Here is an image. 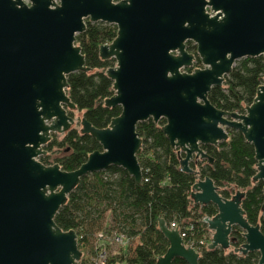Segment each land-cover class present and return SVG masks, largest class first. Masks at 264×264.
<instances>
[{
  "label": "water",
  "instance_id": "1",
  "mask_svg": "<svg viewBox=\"0 0 264 264\" xmlns=\"http://www.w3.org/2000/svg\"><path fill=\"white\" fill-rule=\"evenodd\" d=\"M88 19L118 27L100 56L116 60L107 70L115 94L106 106H120L122 113L105 129L82 119V133L102 151L66 172L39 158L53 135L75 127L68 77L91 70L76 45ZM189 41L203 66L191 73L197 57L187 50ZM262 55L264 0H0V264H78V235L63 231L55 218L84 176L115 166L142 182L137 126L150 119L167 121L163 132L185 156L182 171L196 176L191 162L212 161L203 147L227 141L229 129L241 131L255 148L254 180L264 182V84L244 114L209 100L237 61ZM242 197L224 198L209 177L191 191L194 204L217 208L205 219L213 233L208 249H230L239 227L245 243L235 251L257 253L264 264V234L247 220ZM159 229L170 248L157 264H200V254L185 246L177 228L161 219Z\"/></svg>",
  "mask_w": 264,
  "mask_h": 264
},
{
  "label": "trees",
  "instance_id": "2",
  "mask_svg": "<svg viewBox=\"0 0 264 264\" xmlns=\"http://www.w3.org/2000/svg\"><path fill=\"white\" fill-rule=\"evenodd\" d=\"M120 2L122 0H115ZM87 30L77 36L76 45L82 48L89 72H77L68 77L67 94L77 112L98 129L108 128L113 119L122 113L120 106L108 107L106 100L114 96L113 81L107 70L116 66V60H103L100 47L111 44L118 36V27L103 22L86 20ZM187 50L197 57L193 72L202 68L197 46L189 41ZM264 84V55L237 61L221 87H214L209 95L211 103L220 110L244 114L253 104L259 88ZM75 111V112H76ZM73 111L69 115L74 117ZM165 119L155 123L152 119L141 122L137 133L142 140L138 156L143 179L140 184L123 168L112 166L108 170L81 178L70 194L68 202L55 218L57 225L66 232L78 235L82 259L78 264H157L166 255L170 243L159 229L164 219L168 227L172 223L188 232V237L198 243L209 236L206 218L217 214L214 205L194 204L191 191L198 179L211 178L219 193L232 199L243 193L242 207L247 220L259 225L264 234V182L255 181L258 161L253 144L243 133L229 129V139L218 147L204 146L212 159L191 162V168L199 172L182 171L185 157L171 146L163 132ZM63 139L53 135L45 146L46 155L39 161L46 166L58 164L63 171L78 170L95 151H102L91 135L72 128ZM56 151L62 156L51 162ZM233 246L224 250L203 247L200 264H258L259 255H244L235 250L245 243L243 231L234 227ZM94 257L86 260L84 251ZM173 264H188L175 259Z\"/></svg>",
  "mask_w": 264,
  "mask_h": 264
},
{
  "label": "built area",
  "instance_id": "3",
  "mask_svg": "<svg viewBox=\"0 0 264 264\" xmlns=\"http://www.w3.org/2000/svg\"><path fill=\"white\" fill-rule=\"evenodd\" d=\"M169 228L172 230H176V228H177V230H179V232H180L181 238L184 240L185 246L187 248H193L198 253H200V251L202 250L203 247H208L212 242V238H213L212 231H210L209 236L204 237V239L200 242V246H199L197 242L190 240L188 235H187L188 232L185 230H181L177 224L172 223L171 227H169Z\"/></svg>",
  "mask_w": 264,
  "mask_h": 264
},
{
  "label": "rangeland",
  "instance_id": "4",
  "mask_svg": "<svg viewBox=\"0 0 264 264\" xmlns=\"http://www.w3.org/2000/svg\"><path fill=\"white\" fill-rule=\"evenodd\" d=\"M74 119H75V121H76V124H75V128H77L78 130H80L81 131V121H82V119H83V114L82 113H80V112H75L74 113V117H73ZM65 134H63V135H59V138L60 139H63L65 136H64ZM45 148V147H44ZM45 150V149H44ZM52 157H51V162H53L54 163V161H56V159L58 158V157H61L62 156V152H60V151H56L54 154H52L51 155ZM84 254H85V259L88 261V260H92V259H94V257H92V255L88 252V250H85L84 251Z\"/></svg>",
  "mask_w": 264,
  "mask_h": 264
}]
</instances>
